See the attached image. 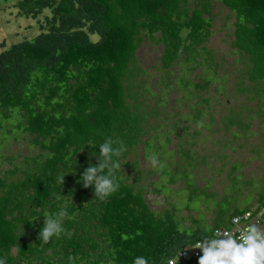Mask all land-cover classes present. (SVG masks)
<instances>
[{
    "label": "trees",
    "instance_id": "1",
    "mask_svg": "<svg viewBox=\"0 0 264 264\" xmlns=\"http://www.w3.org/2000/svg\"><path fill=\"white\" fill-rule=\"evenodd\" d=\"M3 1L12 3L15 18L34 19L39 28L30 38L0 41V128L9 123L8 132L29 136L37 150L0 176V255L7 264H68L70 254L73 264H132L137 255L148 257L149 264H167L185 245L229 227L233 216L254 208L220 207L214 228L201 221L185 228L176 208L155 212L146 194L150 178H169L168 184L183 178L186 185L196 165L204 167L196 163V152H181L177 143L168 168L159 172L162 152L180 128L174 121L163 136L161 123L171 118L165 114L166 96L178 90L192 99L210 87V78L196 82L192 72L201 66L218 71L219 58L207 47L214 0ZM222 4L236 19L232 46L244 58L240 76L249 80L238 89L264 93V0ZM147 41L164 49L159 92L139 64L138 52ZM181 63L186 68L176 76L174 67ZM207 102L196 104L205 108ZM195 109L191 106L188 115ZM106 136L123 140L128 150L121 157L120 189L101 201L78 181L90 159L97 163L89 153L99 154L95 145ZM148 155L158 157L155 169H143ZM65 173L63 185L57 183ZM59 193L67 196L71 218L64 227L71 235L40 241L42 215L55 210Z\"/></svg>",
    "mask_w": 264,
    "mask_h": 264
},
{
    "label": "rangeland",
    "instance_id": "2",
    "mask_svg": "<svg viewBox=\"0 0 264 264\" xmlns=\"http://www.w3.org/2000/svg\"><path fill=\"white\" fill-rule=\"evenodd\" d=\"M13 13L12 3L0 0V41L6 37L10 43L21 37L30 38L39 32L37 21L17 19ZM214 14L213 35L207 47L219 58L218 74L212 70L208 72L206 66L192 72L190 78L193 81L203 83V80L210 78V87L195 94L192 99H187L185 92L178 90L166 96L165 114L168 113L171 118L169 124L166 121L161 123L163 136L174 121H180V128L177 135L170 136V142L162 152L164 161L159 172L163 173L168 168V154L173 157V153L169 152L175 149L177 143L182 144L181 152H196V163L204 167L196 165L190 172L186 185H192L193 189L181 183L183 178L175 184H168L169 178H150L147 181L146 194L152 210L161 212L176 208L177 218L185 228L192 227L195 221H201L212 229L219 222L216 215L220 207L227 212L250 209L264 195V93L252 91L241 94L238 87L249 80L240 76L244 71V58L232 46L236 19L223 6L222 0H214ZM163 50L162 45L147 41L138 52L139 64L148 71L149 85L157 92L160 91L163 77L160 70ZM185 68L184 64H177L174 74L179 76ZM249 86L247 83L246 87ZM202 100L208 101L205 108L196 104ZM191 106L203 113H199L197 118L193 117L197 111L189 116ZM7 126H10L9 123H4L0 128V176L15 166L21 167L26 156L37 152L30 144L29 136L16 130L10 133ZM162 139L160 137L159 141ZM142 162L143 169H155L148 160ZM185 166L181 160V168ZM128 174L132 172L129 170ZM160 187L163 192H156Z\"/></svg>",
    "mask_w": 264,
    "mask_h": 264
},
{
    "label": "clouds",
    "instance_id": "3",
    "mask_svg": "<svg viewBox=\"0 0 264 264\" xmlns=\"http://www.w3.org/2000/svg\"><path fill=\"white\" fill-rule=\"evenodd\" d=\"M85 145L93 146L91 143ZM84 146L80 151H83ZM95 146L99 147V154L92 151L89 156L94 157L97 163L89 160L78 183L85 188L91 187L95 199L103 201L114 195L121 187V157L128 147L123 140L112 136H106ZM147 159L153 167L159 164L156 155H148ZM66 174L57 176L56 182L63 185ZM66 197L62 193L56 194L54 200L58 203L55 210L44 211L43 226L39 231L40 241L48 242L54 237L61 236L70 237L71 233L64 227L65 219L71 218L64 203ZM238 220L239 217H234L232 223L235 224ZM184 248L201 250L202 255L198 257V264H264V230L256 224H249L234 235L231 230L218 227L211 235H205L194 241L192 246L185 245ZM67 260L68 264H73L74 257L70 254ZM0 264H7L6 257L0 255ZM132 264H149V258L144 255L134 256ZM168 264H174V261L169 260Z\"/></svg>",
    "mask_w": 264,
    "mask_h": 264
},
{
    "label": "built area",
    "instance_id": "4",
    "mask_svg": "<svg viewBox=\"0 0 264 264\" xmlns=\"http://www.w3.org/2000/svg\"><path fill=\"white\" fill-rule=\"evenodd\" d=\"M234 217H239V220L235 224L232 223ZM249 224H256L258 227L264 230V199L260 204L256 205L252 210L242 212L238 215L233 216L229 227H221V228H227L231 230L235 235L239 231L245 229ZM200 255H202L200 249L183 248L174 257H172L169 260L174 261V264H198V257Z\"/></svg>",
    "mask_w": 264,
    "mask_h": 264
}]
</instances>
